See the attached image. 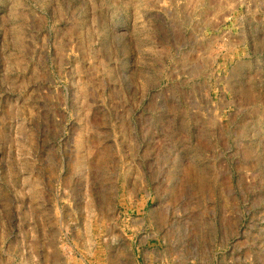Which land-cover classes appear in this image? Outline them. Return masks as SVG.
Segmentation results:
<instances>
[{"label": "rangeland", "instance_id": "1", "mask_svg": "<svg viewBox=\"0 0 264 264\" xmlns=\"http://www.w3.org/2000/svg\"><path fill=\"white\" fill-rule=\"evenodd\" d=\"M0 264H264V0H0Z\"/></svg>", "mask_w": 264, "mask_h": 264}]
</instances>
